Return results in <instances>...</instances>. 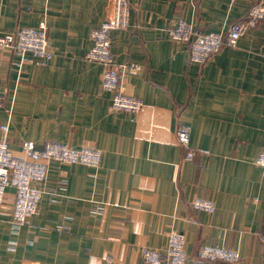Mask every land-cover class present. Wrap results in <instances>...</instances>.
<instances>
[{"label": "crops", "instance_id": "0c3cea01", "mask_svg": "<svg viewBox=\"0 0 264 264\" xmlns=\"http://www.w3.org/2000/svg\"><path fill=\"white\" fill-rule=\"evenodd\" d=\"M128 1L131 27L110 41L123 91L143 102L135 113L111 109L101 65L84 58L112 0H0V34L44 22L52 52L41 64L0 48L8 147L20 155L25 141L60 142L101 153L97 168L50 162L37 211L18 228L14 189L5 190L0 264H139L140 249H162L172 230L185 237V264H264V175L255 164L264 151V18L202 64L168 33L180 19L224 32L264 0ZM204 245L237 250L238 259H202Z\"/></svg>", "mask_w": 264, "mask_h": 264}, {"label": "built area", "instance_id": "2783aa9c", "mask_svg": "<svg viewBox=\"0 0 264 264\" xmlns=\"http://www.w3.org/2000/svg\"><path fill=\"white\" fill-rule=\"evenodd\" d=\"M113 13L111 18L103 21L91 31L92 45L84 58L87 61L101 65V88L110 94V107L113 110L137 112L143 102L123 91V66L119 65L111 52L110 32L126 30L131 27L128 0H112ZM264 18V3H254L244 19L232 22L226 31L201 32L186 21L180 19L168 29L169 37L177 43L188 45V56L191 61L204 63L223 46H235L238 39L250 28L256 26L259 19ZM8 48L26 60L30 53L39 63H46L52 52L49 46L46 25L39 23L37 27H21L12 32L0 34V48ZM133 65H129L131 67ZM128 67V66H127ZM0 78V91H1ZM8 125L0 123V204L5 190L14 189L12 222L14 228L24 224L36 213L43 189L38 184L46 180L49 163L84 164L97 168L101 153L96 148L72 147L60 142L45 143L41 149L35 147L32 141H25L21 146V154H14L7 144ZM179 142L187 146L189 131L181 128L177 132ZM192 157V151L187 152V158ZM255 164L264 175V151L255 159ZM192 206L207 212L214 210V205L208 200L194 199ZM185 237L183 233L172 230L167 234L166 243L162 249L143 247L140 249L139 264H185ZM199 257L211 261L234 262L238 259L237 250L224 246L204 245L199 249Z\"/></svg>", "mask_w": 264, "mask_h": 264}]
</instances>
